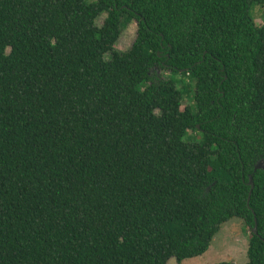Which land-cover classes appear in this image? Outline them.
Masks as SVG:
<instances>
[{"label":"trees","instance_id":"16d2710c","mask_svg":"<svg viewBox=\"0 0 264 264\" xmlns=\"http://www.w3.org/2000/svg\"><path fill=\"white\" fill-rule=\"evenodd\" d=\"M256 5L0 0V264L182 263L233 217L264 264Z\"/></svg>","mask_w":264,"mask_h":264},{"label":"rangeland","instance_id":"374dc122","mask_svg":"<svg viewBox=\"0 0 264 264\" xmlns=\"http://www.w3.org/2000/svg\"><path fill=\"white\" fill-rule=\"evenodd\" d=\"M252 12L256 23L258 25L263 24L264 6L256 5ZM104 19H101V24ZM137 34L138 24L133 22L125 29L116 46L121 51L129 50L135 42ZM163 75L166 76L167 73H163ZM184 79L190 81L187 77ZM188 101H192V98H188ZM251 232H254V230H250L241 217H233L222 224L220 232L216 234L209 250L205 254L187 259L182 263L177 258H171L167 264H217L223 261L232 264H247L249 262L248 251Z\"/></svg>","mask_w":264,"mask_h":264},{"label":"water","instance_id":"95a60500","mask_svg":"<svg viewBox=\"0 0 264 264\" xmlns=\"http://www.w3.org/2000/svg\"><path fill=\"white\" fill-rule=\"evenodd\" d=\"M262 168V164L260 163V165L256 168V170L255 171H257V170H259V169H261ZM251 188H252V190H253V188H254V186L251 184ZM250 196H251V193H250ZM254 231H255V233L257 234V224H256V226L254 227Z\"/></svg>","mask_w":264,"mask_h":264}]
</instances>
